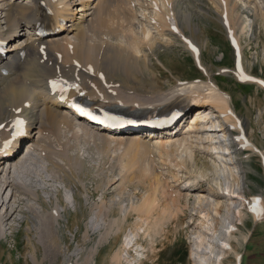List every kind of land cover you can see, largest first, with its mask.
<instances>
[{
	"label": "bare ground",
	"instance_id": "1",
	"mask_svg": "<svg viewBox=\"0 0 264 264\" xmlns=\"http://www.w3.org/2000/svg\"><path fill=\"white\" fill-rule=\"evenodd\" d=\"M29 1L0 0V39L7 34H16L12 39H9L14 47L6 48L5 55H0V124L5 125L3 128H0V143L11 138L10 134L14 130L12 121L19 118L24 121L23 132L25 135L29 134L30 136L29 142L26 143L27 148L25 149L34 151L39 147L40 149H44L45 152L41 154L32 152L29 155L28 153L30 152L27 151V156L24 155L25 157L16 156L17 148L13 150L11 145L17 146L18 137L12 140L10 148L0 150V155L6 160L4 162L6 163L5 167L0 168V237L5 235L3 222L8 221L16 210L12 205L13 203H8L10 201L14 202L12 199L19 196L27 195L30 199H33V202L30 204L26 203V211L33 217H37L41 222L39 227L41 237L39 241L43 242L45 250H49V246L52 243H57L59 234L55 225L59 222L61 215L58 206L55 204L50 211L45 210V212L44 210L40 212L35 209V205L37 204L43 206V200L39 197L37 190L26 186L16 176L27 175V171L30 173L33 167L36 168L34 166L36 162H39L38 164H40L41 168L45 166V162L52 163L53 167H59V164L54 161V155L58 156V159L65 157L67 148L63 144L64 148L59 151L51 149V141L54 139L58 142L62 134H67L70 131V137H74L75 139L80 137L81 140L83 138L85 144H88V146L92 144L96 149L109 147L112 144L118 148L123 146L122 159L125 156V151H129L131 163L135 166H143L152 151H154V145L151 142L155 143V139L158 138L153 137H163L160 140L164 143L160 141L157 145L161 147L165 144L167 145L166 150L164 149V156L166 155L168 159L172 157L171 159L175 161L174 165L180 166L178 168H181L183 165L185 166L186 161L193 158L195 139L199 141L202 138L211 140L212 131L215 130H220L226 139L228 136L234 139L231 142L234 141L235 145L233 144V146L238 147L237 149L239 150L244 149L246 146L252 147L253 144L251 145L247 141L243 125L237 117L232 95L209 77L206 67L200 63L201 51L198 41L192 34L187 35L185 33L186 28H192V13L190 10H181V7H178L180 0H135V3L133 2L134 0ZM260 1L262 9H264V0ZM211 3L215 8L221 9L220 12L218 10L217 17L227 37L239 42L238 35L246 27H250L252 20L248 16L244 17L245 19L242 18L239 8L242 5L247 7V5L251 4L250 1L211 0ZM74 4H77L75 10L72 9ZM134 4H137L141 10L139 14L144 19H147L149 24L143 22L142 19L140 20L135 12ZM253 5L255 4L253 3ZM262 9L257 10V6H254V16H258L259 20L264 18ZM2 17L3 19H1ZM67 17L70 19L66 20ZM3 21L5 22L2 23ZM135 22L139 24V32L136 33H134L135 27L133 28ZM4 26H7L5 31H3ZM22 26L26 28L27 32H30L27 29L32 27L35 30L37 28H43V30L41 32L27 33V37L24 38L26 33L22 31ZM70 33H72V36H69ZM20 34L24 35L19 36ZM107 36L112 38L119 36L121 39L119 42L112 43L107 39ZM177 42H180L191 56L197 60L198 67L202 69L206 79L180 81L170 89V92L161 93L153 97L149 96V98H144L146 95L141 96L142 92H139L140 90L127 84V81L132 79L133 82H137L138 80H135L133 76L137 74L144 75V69H149L150 65L153 64L145 51L151 53L155 51L154 46L164 45V47H170ZM193 48H195V51H193ZM160 53L161 51H158V54ZM153 56L155 55L153 54ZM155 59L156 62H160L159 64L165 67L159 56H155ZM221 71L232 73L236 80L244 83L253 81L252 78L241 79V72L245 76H250L247 72L239 71L237 68H224ZM117 73L122 74L125 79L124 82L120 83V87L119 81L116 80L118 79L117 77L116 79H110ZM106 75L110 80L117 83L110 82ZM53 80L57 81L55 89L51 84ZM256 85L261 87L259 84ZM115 87H119V89ZM131 91L133 94H130ZM77 99L90 103L87 115L84 116L85 118L80 119V121L68 110V107H72ZM154 105L155 108L161 105H168L173 110L181 109V114L186 108L189 110L191 106L199 105L200 108L198 107L193 110L194 113L192 112L193 114H191L193 118L191 115L189 116V119L193 120L183 132L180 133L174 127L170 130L149 132L146 133L148 134L147 136L144 133L145 131L142 130L117 129L102 126L95 123L93 119V117L99 119L100 115H93L91 113V111L98 113L105 107L112 108L119 106L122 108L119 114L127 113L128 116L132 117L131 120L125 122L123 118L120 119V115L118 114L119 123L136 124L138 121H135L129 113L142 107ZM207 105L210 109H213L212 112L217 111V116L214 120L221 118V121L216 123L217 127L212 125L211 118L213 117L210 116L212 112L206 109ZM159 108L161 109V107ZM235 129L239 130V134L233 133ZM207 130L212 131L206 133ZM204 131L206 134L202 133ZM204 134L205 137H203ZM35 135L36 138L34 140L33 137ZM159 146H157L158 150L161 149ZM165 146L162 148H165ZM206 147L210 149L209 145ZM211 147L219 150L220 145L216 146L214 144ZM88 150H90V146ZM219 151H215L214 153H219ZM260 154L264 157V152ZM159 155L161 157V153ZM213 163H215V160ZM125 164L128 166L127 161H125ZM222 164L224 165V162ZM224 167H222L223 170L225 169ZM35 168L32 173L37 169ZM227 169H229L231 177H234L238 181V176L229 167ZM146 171L149 170H146L143 166L141 172L144 174V172L147 173ZM152 175L153 181L151 184L153 186L151 187L153 190L147 193L146 197L141 198L138 203H132L129 208L136 214L137 218L136 223L133 225L134 230L138 234L144 224L143 235L151 241L152 236L158 233V231H162V225L174 218L173 216L180 209L177 208L180 204V198L178 196L171 198L170 194L168 201L173 203V205L176 203V210H171L168 206L169 202L165 201L166 203L163 204L162 202L158 212H155L156 216L153 217L154 210H156L153 207L157 205H155L156 196L159 192L165 195V189H163L164 185L158 180V175ZM204 176L205 174L199 171L195 174V179L193 180L195 182V180L197 181L198 178H203ZM7 187L9 190L8 194L5 195V199H2L4 190ZM220 193L229 195V198L233 194L232 190H227L226 192L223 190ZM199 194L197 197L198 202L207 197L205 192ZM66 197L68 198V196ZM241 198L244 203H246L247 199L246 208H250L251 210L256 196L250 195L246 197L241 194ZM104 205L108 209L106 203ZM104 205L97 206L98 211L96 214L98 216H101V208ZM121 205L120 209L123 207ZM259 205V212L252 210L250 212L255 219L264 217V196H259ZM213 206L214 208L212 209L215 213H219L221 207H223L218 201ZM224 208L227 211L235 210V206H231L229 200L225 203ZM108 211H112V207ZM237 214L238 219H241L239 209H237ZM151 216L153 219H150ZM202 216L205 218V221L201 220L198 222L201 229L206 227L209 214L202 212ZM109 218L107 232L105 231V235L102 234L103 236L99 240V243L107 240L110 233L108 231H111L113 228L119 230L126 217L112 216ZM231 226L232 231L237 229L233 224ZM8 229H11V227ZM215 229H217V226H215ZM85 231L87 232V229ZM199 234L196 237L201 239V232ZM132 241L133 239L130 237V234L124 237L123 244L121 245L122 249L113 254L110 264H122V260H125L127 264H132L135 257L129 259L126 256L130 248L134 249L137 258L142 254L139 250L141 245L137 241L133 243ZM212 242H209L211 245H209V255L211 257L215 255ZM222 243L225 246L227 245L224 249L230 248V244L226 241ZM134 245H136V248H133ZM38 250L40 249L34 245L32 257L35 263L38 262ZM94 253L95 250L90 252L85 264H91L96 258ZM139 262L141 263V261ZM214 264H222L219 255L216 256Z\"/></svg>",
	"mask_w": 264,
	"mask_h": 264
},
{
	"label": "rangeland",
	"instance_id": "2",
	"mask_svg": "<svg viewBox=\"0 0 264 264\" xmlns=\"http://www.w3.org/2000/svg\"><path fill=\"white\" fill-rule=\"evenodd\" d=\"M249 1L251 4L247 7L242 5L239 11L242 18L248 16L253 21L251 20L250 27H246L238 35V43L242 47L240 69L247 72L251 78L253 75L254 79L249 83L236 80L230 72L221 71L224 68H236V66L234 67L231 41L217 17L218 10L220 12L221 9L215 8L211 0H180L178 7H181V10L191 11L192 28H186L185 33L192 34L198 41L201 51L200 63L206 67L209 77L232 95L237 117L243 125L247 141L251 145L253 144L252 147L246 146L239 150L238 147L233 146L234 141L231 142L234 139L229 136L227 139L224 138L220 130H207L206 133L213 132L211 140L202 138L199 141L193 138L195 139L194 156L186 161L185 166L178 168L180 166L174 165L175 161L171 159L172 157H169V160L166 155L164 156L167 145L163 144L165 148L157 145L163 137H153L158 139H155V143L150 141L156 146H153L154 151L148 158L150 161L147 159L148 161L146 160L143 165L149 171L143 174L141 172L143 166H135L131 163L129 151H125V156L122 159L123 146L118 148L112 144L109 147L96 149L91 144L89 145L90 150H88L89 146L85 144L83 138L81 140L80 137L76 139L70 137L71 131L62 134L59 141L53 139L50 146L51 149H57V151L64 148L63 144L67 148L65 157L58 159V156L54 155V161L59 164V167H53L52 163L45 162V166L41 168L39 162H36L34 166L39 173L33 167L36 169L33 173L32 169L30 173L26 172L27 175L16 176L23 184L37 190L39 197L43 200V206L37 204L35 209L45 212V210L50 211L55 204L58 206L61 215L59 222L55 225L59 234L57 243H52L49 246L50 249L45 250L43 242L39 241L41 222L26 211V203H32L33 199L27 195L19 196L12 199L14 202L8 203H13L16 210L8 221L3 222L5 235L0 237V264H85L86 258L92 250H95L96 258L91 264H110L111 257L122 249L123 239L129 234L133 239L132 243L137 241L141 245L139 250L142 253L137 258L134 249L129 246L130 249L126 256L129 259L135 257L132 264H214L217 255L220 256L222 264H264V217L255 219L249 211L247 212L241 198V194L246 197L250 195L264 196V160L262 162L260 154L264 152V83H261L264 81V18L259 20V17L254 16L253 12L255 5L257 10L262 9L261 1ZM76 6L77 4H74L72 9L75 10ZM134 9L140 20L149 24L147 19L139 14L141 10L137 4H134ZM257 10L256 12H258ZM262 11L264 12V9ZM138 25L136 22L134 23V33L139 32ZM21 35L24 34L19 36ZM69 36H72V33ZM24 38H26L25 35ZM118 38L119 36L113 38L107 36V39L112 43L119 42L121 38ZM116 39L118 40L115 41ZM177 43L170 47L154 46L155 51L151 52L152 54L145 51L153 64L149 69H144V75L133 76L135 80H138L137 82H133L132 79L128 80L127 84L140 90L141 96L146 95L144 98H149V96L170 92V89L180 81L206 79L202 69L198 67L197 60L180 42ZM158 51L161 53L158 54ZM153 54L161 58L165 67L159 64L160 62H156ZM107 79H109L108 76ZM110 79L118 80L119 87L120 83L125 81L120 73ZM110 82L114 81L110 80ZM119 87L115 88L119 89ZM130 94L133 92L131 91ZM138 101L141 102L140 99ZM198 107L199 105L191 106L188 111L186 110L180 122L164 129L170 130L175 127L180 133L183 132L189 125L187 123L189 116ZM206 109L213 111L208 105ZM191 116L193 118V115ZM210 116L213 117L211 118L212 125L217 127L216 123L221 121V118L214 120L217 111L212 112ZM233 133L239 134V130L235 129ZM226 134L228 135V133ZM35 138L36 135L33 139L35 140ZM210 144L220 145V151L213 149ZM207 145L210 149L206 147ZM157 146L161 149L158 150ZM25 148L23 146L19 148V151L17 149L16 156H27ZM27 151L30 152L29 155L32 152L40 154L45 152L39 147L34 151L31 149ZM215 151H219V153H214ZM214 160L215 163H213ZM125 161L128 162V166ZM222 167L225 169L223 170ZM228 167L238 176V181L231 177ZM199 171L203 172L205 176L195 180V183L193 179ZM13 174L15 173L13 172ZM152 174L158 175V180L165 189V195L159 192L156 196L155 205H157L153 209L157 211L154 210L153 217L156 216L155 212H158L162 202L165 204V201H168L170 197L178 196L180 198V204L177 207L180 209L173 216L174 218L162 225V231L160 230L152 236L151 241L143 235L144 224L142 229L137 231L138 234L136 233L133 226L137 221L136 214L129 208L132 203H138L141 198L153 190L151 187L153 186L151 184ZM223 190L225 192L232 190L231 198L229 195L220 193ZM8 191L7 187L2 199H5ZM201 192H205L207 197L198 202L197 197ZM228 200L231 206H235L234 211H227L224 208ZM216 201L223 205L219 213H215L212 209ZM103 202L106 203L108 209L112 207V211H108ZM101 204L104 207L101 208V216H98L96 214L97 206ZM169 204L171 210L176 208V203L173 205L169 202ZM120 205L123 206L121 209ZM237 209L241 212V219H238ZM200 210L201 212H199ZM202 212L209 214L207 225L203 229L198 224L201 220L205 221ZM112 216L121 218L125 216L126 218L119 230L113 228L108 231L110 233L107 240L99 243V240L107 232L109 217ZM150 219H153L152 216ZM231 224L237 229L232 231ZM215 226L218 230L215 229ZM9 227L11 229H8ZM200 232L201 239L196 237ZM224 241L230 244L229 249H224L226 248L222 243ZM209 242L213 243L212 246L215 250V255L212 257L209 255L211 246ZM34 245L40 249L36 263L32 257ZM133 248H136V245ZM122 264L127 263L122 260Z\"/></svg>",
	"mask_w": 264,
	"mask_h": 264
},
{
	"label": "snow or ice",
	"instance_id": "3",
	"mask_svg": "<svg viewBox=\"0 0 264 264\" xmlns=\"http://www.w3.org/2000/svg\"><path fill=\"white\" fill-rule=\"evenodd\" d=\"M193 51H195V48H193ZM240 77H241V79H251V77L243 75L242 72L240 73ZM261 83H264V81H261ZM51 84H52L53 88L55 89V87L57 85V81L53 80V81H51ZM17 111H18V109H17ZM81 111H83V110L81 109ZM93 119H95V117H93ZM109 119H117V118L116 117H109ZM23 124H24V121L19 119V118H17V119L12 121V127H13L14 130L10 134L11 138L3 141L2 143H0V150H6L11 145L12 140L16 136L21 134L22 128H23ZM4 126L5 125L0 124V128H3ZM241 139H242V137H241ZM258 202H259V198L258 197L254 198V203H253V206H252V209H251L252 211H254V212H259L260 211L257 208V206H256L258 204ZM226 247H227V245H226Z\"/></svg>",
	"mask_w": 264,
	"mask_h": 264
}]
</instances>
